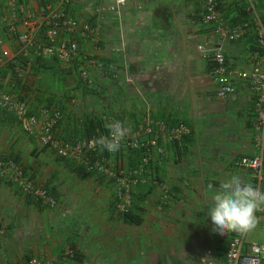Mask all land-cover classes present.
I'll use <instances>...</instances> for the list:
<instances>
[{
    "label": "crops",
    "instance_id": "obj_1",
    "mask_svg": "<svg viewBox=\"0 0 264 264\" xmlns=\"http://www.w3.org/2000/svg\"><path fill=\"white\" fill-rule=\"evenodd\" d=\"M20 1L38 18L47 4L99 24L97 44L74 35L81 53L64 71L59 61L31 71L27 60L16 55L17 39L0 28L6 37L0 89L18 94L27 89L30 111L41 120L62 110L57 136H82L83 130L76 127L98 115L123 121L132 132L141 130L147 117L168 127L184 123L190 132L182 143L161 135L164 155L154 152L145 178L132 184L130 221L117 209L115 179L89 171L86 157H59L38 132H26L12 113L0 109V156L15 159L37 187L58 201L53 206L0 178V264H25L33 256L57 264H230L226 252L235 233L212 230L207 186L218 189L221 181L236 175L264 191V180L260 184L254 171L239 164L243 156L259 150L254 94L249 83L241 82L234 94L218 97L211 62L198 44L221 45L228 61L245 69L258 61L264 66V52L246 37L219 41L195 20L198 0L191 6L190 0H144L142 9L132 2L122 17L109 14L103 19L93 13L99 0H72L68 5L59 0ZM12 2L0 0V17L10 15ZM185 5L188 17L178 12ZM88 58L103 61L105 67L92 65ZM111 64L116 71H111ZM85 67L99 85L98 92L80 82ZM150 136L142 132L143 138ZM81 139L85 138L75 141ZM128 151L122 145L112 153L114 169L124 165L126 170L128 161L134 167L135 155ZM256 216L246 242L264 245V211Z\"/></svg>",
    "mask_w": 264,
    "mask_h": 264
},
{
    "label": "built area",
    "instance_id": "obj_2",
    "mask_svg": "<svg viewBox=\"0 0 264 264\" xmlns=\"http://www.w3.org/2000/svg\"><path fill=\"white\" fill-rule=\"evenodd\" d=\"M144 0H99L94 5V15L103 19L109 14L123 15L125 8L132 2L137 8L142 9ZM167 3L169 0H158ZM247 18L239 22L230 21L226 13L221 9L220 0H205L195 19L200 24L210 27L219 41H237L245 38L250 31L255 34L259 46L264 50V18L258 8L256 0H245ZM72 0H59L61 5H68ZM13 8L9 16L0 17V28L7 36L15 37L18 42L16 55L27 58L26 65L35 64L37 59L56 58L63 67H70L81 53L80 42L74 35L81 38H89L95 44L99 41V24L90 21L79 20L69 16L65 11L52 9L50 5H42L39 18L31 10H27V4L20 0H13ZM6 37L0 33V70L5 57L3 46ZM198 50L204 58L211 62L210 74L217 84L216 95L225 98L236 92L241 82L250 84L254 94L256 111L255 129L257 132L256 145L258 152L253 156H243L239 164L254 171L261 184L264 180V66L261 61L256 62L250 69L234 66L231 64L221 45L209 47L205 43L198 44ZM88 62L98 68H104L103 61L88 58ZM111 71H116L117 66L111 64ZM21 73V70H19ZM1 73V72H0ZM1 75V74H0ZM81 78L90 86H96L89 70L85 67L81 71ZM0 109L12 113L20 125L29 133L38 132L45 143L57 150L64 157L72 156L88 160V169L104 173L109 178L116 180L117 184V209L122 212L130 211L132 207V184L142 181L148 172V165L153 159L154 152L164 155L165 149L160 146L161 135L169 142L182 143L189 134L190 128L184 123L168 127L164 122H154L147 117L142 124L141 130L133 131L122 145L129 150L145 149L137 166L126 171L125 168L114 169L111 155L108 151L99 154V146L96 150L90 148L93 138L81 139L75 142H67L60 139L55 128L61 118L59 108L53 110L49 117L41 120L29 110L28 102L22 95L11 90L0 89ZM157 125V127L154 126ZM38 130V131H36ZM142 132L155 136L142 137ZM121 145V146H122ZM133 145H137L133 147ZM0 178L7 179L17 184L27 195L45 199L46 202L55 206L57 199L45 188L37 187L30 173L15 159L0 156ZM227 258L230 264H264V245L246 242V235L235 233L230 239ZM55 261L41 257H31L25 264H55Z\"/></svg>",
    "mask_w": 264,
    "mask_h": 264
},
{
    "label": "clouds",
    "instance_id": "obj_3",
    "mask_svg": "<svg viewBox=\"0 0 264 264\" xmlns=\"http://www.w3.org/2000/svg\"><path fill=\"white\" fill-rule=\"evenodd\" d=\"M200 8H198L195 16H197ZM209 28L210 27H208V29ZM81 81L85 84L84 86H87L92 91L93 89H95L96 92L100 90L99 85L97 84L93 87L85 83L82 78ZM104 127L108 130V134L93 138V141L90 144L91 149L96 150L97 146H99L100 151L116 153L120 150L122 142L132 134L131 127L127 126L125 122L120 120L107 122ZM135 146L137 145H133V147ZM207 187L208 191L211 192L212 201L211 205L208 207L207 215L211 218L212 230L214 232L220 235L234 232L238 235L244 236L256 227L258 220L256 213L264 211V191H261L258 187H255L250 183H245L236 175L221 181L218 189L214 188L212 184H209ZM71 251L72 250L66 254L69 255L72 253ZM53 261L56 262V260Z\"/></svg>",
    "mask_w": 264,
    "mask_h": 264
},
{
    "label": "trees",
    "instance_id": "obj_4",
    "mask_svg": "<svg viewBox=\"0 0 264 264\" xmlns=\"http://www.w3.org/2000/svg\"><path fill=\"white\" fill-rule=\"evenodd\" d=\"M220 2H221V9L226 13V17L230 21L239 22L241 19L247 18L246 1L245 0H220ZM257 5H258V8L261 10L262 16L264 18V0H257ZM154 22L156 25H158L157 20H155ZM246 38H249L250 40L253 41L254 47H256L261 52H264V50L259 46L257 39H256V36H255V34H253L252 31L249 32V34L246 36ZM22 59L24 61H26L27 58L26 59L22 58ZM52 64L53 65H59L58 60L56 58H48V59L41 58V59H37L35 64H31L29 66V69L33 72H37L40 69H47ZM60 69H61V71H64L66 69V67H62ZM80 82L82 83V81H80ZM27 91L28 90L26 89V91L19 92L22 95V97H24L26 100H27V98H26L27 97ZM93 91H96V90L93 89ZM61 112H62V116H61L57 126L60 124L62 117H63V111L61 110ZM107 122H110V120L108 118H106L104 115L94 116L93 118L91 117V119H89V120L83 119L81 121V124H80L81 126H79L80 129H78V127H76L77 131H80L81 133L83 130L82 136H78L75 134H70V135L66 134V135H60L58 137L60 139L67 141V142L75 141L76 138H92V137L98 138L102 135L108 134V130L104 127L105 123H107ZM57 126H56V128H57ZM128 152L129 153L132 152L135 155L136 162H135L134 166H137V164L140 162L142 154L145 153V149L143 150V148H140V149L134 150V151L129 150ZM131 158H133V157L129 154V159H131ZM122 166H123V168H125L124 165H122ZM131 166H132V164L129 163V168H132ZM123 216L126 220L132 221V216H131L130 211L125 212L123 214Z\"/></svg>",
    "mask_w": 264,
    "mask_h": 264
},
{
    "label": "rangeland",
    "instance_id": "obj_5",
    "mask_svg": "<svg viewBox=\"0 0 264 264\" xmlns=\"http://www.w3.org/2000/svg\"><path fill=\"white\" fill-rule=\"evenodd\" d=\"M183 2H184V0H183ZM194 2L196 3L197 2V0H190V2L188 1V5H190L191 6V4L193 3L194 4ZM203 2H204V0H198V8H200V6L203 4ZM197 4V3H196ZM193 12H194V10H192ZM179 13H181L183 16H185V17H188V15L190 14V13H188L189 12V9L187 10V7H186V5L185 6H182V8L178 11ZM93 78V77H92ZM93 80H94V78H93ZM94 82L97 84V82L94 80ZM98 85V84H97ZM88 89H90V88H88ZM91 90V89H90ZM30 107V106H29ZM29 109H31V108H29ZM33 113V112H32ZM73 142V141H72ZM126 150H127V148H126ZM103 151H100L99 150V154H101ZM60 157V156H59ZM62 158V157H61ZM129 161L127 162V164H126V171H129ZM123 167V166H122ZM128 167V168H127ZM46 259H48V258H46ZM49 261H52V259H49ZM56 264V263H55ZM59 264H62V263H59Z\"/></svg>",
    "mask_w": 264,
    "mask_h": 264
}]
</instances>
